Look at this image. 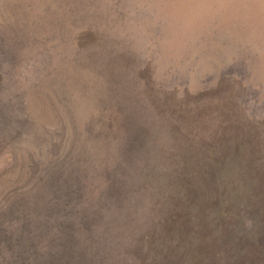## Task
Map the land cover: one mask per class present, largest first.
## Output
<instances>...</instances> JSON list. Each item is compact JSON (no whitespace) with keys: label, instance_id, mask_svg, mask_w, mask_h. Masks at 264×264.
Masks as SVG:
<instances>
[{"label":"rangeland","instance_id":"1","mask_svg":"<svg viewBox=\"0 0 264 264\" xmlns=\"http://www.w3.org/2000/svg\"><path fill=\"white\" fill-rule=\"evenodd\" d=\"M0 264H264V0H0Z\"/></svg>","mask_w":264,"mask_h":264}]
</instances>
